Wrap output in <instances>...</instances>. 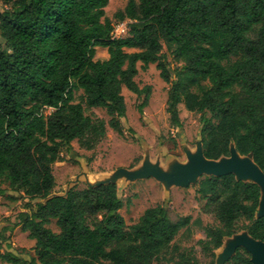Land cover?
<instances>
[{"label": "trees", "instance_id": "1", "mask_svg": "<svg viewBox=\"0 0 264 264\" xmlns=\"http://www.w3.org/2000/svg\"><path fill=\"white\" fill-rule=\"evenodd\" d=\"M0 1L10 5L0 12V196L10 190L27 199L9 230L21 226L35 241V255L23 259L8 239L3 250L1 239V261L154 264L178 251L173 242L191 218L174 221L164 205L128 226L115 183L52 194L53 165L72 153V143L93 150L106 136V121L86 115L83 103L105 109L108 125L121 135L123 88L145 96L140 112L148 104L150 87L135 80L139 63L156 64L170 84L166 111L173 127L183 126L180 104L200 114L207 159L230 156L234 144L264 171V0H129L114 16L129 21L120 38L106 17L110 0ZM97 47L107 49V59H95ZM164 47L180 67L170 69ZM76 90L83 91L80 102ZM48 108L53 112L46 114ZM196 193L205 201L202 211L219 223L204 227L205 254L214 259L225 238L240 230L264 242L259 185L233 173L206 176ZM179 257L178 264L191 263L187 254ZM225 264L253 263L238 247Z\"/></svg>", "mask_w": 264, "mask_h": 264}, {"label": "rangeland", "instance_id": "2", "mask_svg": "<svg viewBox=\"0 0 264 264\" xmlns=\"http://www.w3.org/2000/svg\"><path fill=\"white\" fill-rule=\"evenodd\" d=\"M129 0H110L105 9L106 17L110 18L114 25L118 22L114 16L127 6ZM0 1V12L9 9ZM123 22L129 23L128 20ZM134 52V49H126ZM168 60L170 69L180 67V63L166 49L162 50ZM109 56L107 49L96 48V60H105ZM172 79H175L173 76ZM140 88L150 87L148 104L140 112V105L145 96H138L127 88H123V95L127 105V116L122 120L124 134L114 131L109 125V115L103 108H88L85 103L86 115L104 119L107 123V131L104 139L93 149L81 148L77 141L72 143V153L64 152L63 160L53 165V173L56 178V186L53 195H65L70 189H83L89 185L117 179L120 194L123 197L124 206L120 213L126 224L131 226L138 222L144 211L156 205H164L169 211L172 220L177 221L183 217H190L191 224L183 229L176 237L173 244L178 251H173L168 256L170 260L161 259L154 264H178L181 253L187 254L190 264H225L230 254L241 242L240 230L237 240L226 239L222 248L215 251L213 259L202 251L199 240L205 239L204 227L206 225L217 226L219 223L211 213H204L202 207L205 201L196 193L199 181L206 177L203 174L198 182L191 183L187 187L173 186L169 190L167 186L154 175L149 173L151 164L159 161L165 166L169 160L178 159L186 162L187 158L193 159L200 156V114L190 112L184 104L179 105L182 128L173 127L169 114L166 111L168 91L170 84L161 77L156 64H150L147 69L138 64V75L135 78ZM76 102L82 100L83 91L76 90ZM53 112L52 108L46 109V114ZM223 161V160H222ZM8 189V185L4 184ZM25 199L21 194L8 191L0 196V242L3 250L8 242L23 259H29L35 255V241L27 232H23L21 226L13 227L17 222L20 212L26 211ZM49 227L59 232L55 221ZM252 255V254H250ZM264 264V256L259 259ZM0 264H9L0 260Z\"/></svg>", "mask_w": 264, "mask_h": 264}, {"label": "water", "instance_id": "3", "mask_svg": "<svg viewBox=\"0 0 264 264\" xmlns=\"http://www.w3.org/2000/svg\"><path fill=\"white\" fill-rule=\"evenodd\" d=\"M199 148L200 156L198 157H194L193 159L187 158L186 162L179 161L178 159H172L169 160L165 166L161 165L160 162L157 161L151 164L148 171L157 179L161 180L167 186L168 190L173 186L187 187L191 183L196 184L203 174H206V176H221L233 173L238 180L253 182L259 185L261 189V198L256 216H263L264 171L255 163L252 155H241L235 149V145L232 144L230 148V156H223L218 160L207 159L203 154L201 137ZM111 182L117 184V179L89 186H96ZM237 236L238 234L236 233L231 237H226L225 240H237ZM241 236V242L236 244V248L228 258H225V260H229L235 254L238 247H242L252 254L251 261L253 264H261L259 259L264 256V242L253 239L247 231L243 232Z\"/></svg>", "mask_w": 264, "mask_h": 264}, {"label": "built area", "instance_id": "4", "mask_svg": "<svg viewBox=\"0 0 264 264\" xmlns=\"http://www.w3.org/2000/svg\"><path fill=\"white\" fill-rule=\"evenodd\" d=\"M128 31H129L128 23L121 22L114 27V31L112 35L114 38L125 37L128 34Z\"/></svg>", "mask_w": 264, "mask_h": 264}]
</instances>
